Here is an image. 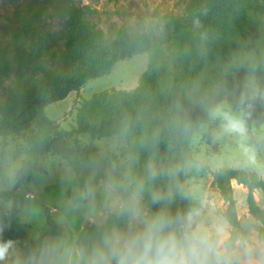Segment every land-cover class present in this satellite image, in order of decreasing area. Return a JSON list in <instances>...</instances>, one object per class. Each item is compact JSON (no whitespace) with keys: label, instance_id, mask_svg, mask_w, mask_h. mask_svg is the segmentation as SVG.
I'll use <instances>...</instances> for the list:
<instances>
[{"label":"rangeland","instance_id":"rangeland-1","mask_svg":"<svg viewBox=\"0 0 264 264\" xmlns=\"http://www.w3.org/2000/svg\"><path fill=\"white\" fill-rule=\"evenodd\" d=\"M43 2L0 0V143L27 144L28 136L38 129L43 116L58 128L71 131L76 126V108L82 99H91L112 90L137 88L153 61L160 64L165 75L182 77L186 72L180 60L179 37L192 30L199 13L217 5V0H54L37 24V29L23 33L25 22L42 7ZM245 5L243 20L249 32L264 41V0H247ZM235 32L231 39L236 61L246 74L248 93L253 86L264 91V57L254 53ZM78 35H85L101 46L123 41H129L131 46L105 72L91 78H87L90 73L79 76L63 73L61 85L67 91L66 97L40 108L38 102L45 98L46 93L41 83V69L63 71ZM235 77L234 62L221 54L208 78L195 84L201 86L202 82L213 78L217 83L214 93L207 96L202 104L181 114L183 128L179 133L181 140L185 138L192 159L201 164V171L192 173V177L203 185L217 209L223 213L227 204L213 186L212 174L220 168H243L235 140L225 136L216 138L218 124H208L204 105L222 100L233 109L237 108ZM255 100L260 103L261 117L248 120L249 139L254 144H264V99L257 97ZM12 103L16 109L25 112L18 122L8 120V109ZM184 122L191 127H184ZM205 124L207 130H200V126ZM114 136L72 135L66 139L65 152L53 150L41 158V170L17 193L20 220L27 225L30 236L48 230L46 211L55 221L56 202L61 192L59 177L64 162L70 159L69 152L79 147L96 156L109 146ZM136 148L135 136L130 133L120 155H109L119 160L128 152L137 154ZM261 157L264 158V151ZM143 166L138 163L137 169L142 170ZM232 187L239 219L253 220L246 204L247 190L236 182H232ZM28 191L35 198H25L24 193ZM254 195L264 209V194L256 191ZM77 226L85 227L82 222Z\"/></svg>","mask_w":264,"mask_h":264},{"label":"clouds","instance_id":"clouds-1","mask_svg":"<svg viewBox=\"0 0 264 264\" xmlns=\"http://www.w3.org/2000/svg\"><path fill=\"white\" fill-rule=\"evenodd\" d=\"M194 25L200 27V20ZM257 97L264 99V91L253 86L235 109L222 100L204 107L208 124H218L216 138L232 137L241 167L264 178V144L250 142L246 110ZM130 133L125 123L97 156L64 162L56 230L23 242L3 238L4 218L19 207L16 194L32 170L30 149L0 143V264H264V223L234 222L219 211L192 177L201 171L197 160L166 163L151 155L138 170L134 152L112 159ZM159 136L158 128L153 142Z\"/></svg>","mask_w":264,"mask_h":264},{"label":"trees","instance_id":"trees-1","mask_svg":"<svg viewBox=\"0 0 264 264\" xmlns=\"http://www.w3.org/2000/svg\"><path fill=\"white\" fill-rule=\"evenodd\" d=\"M52 1L54 0H44L42 7L25 22L23 33L37 29V24ZM246 1L217 0L216 6L199 13L201 26L193 25L190 32L179 37L180 60L186 72L182 77L171 78L165 75L160 64L157 65V62L153 61L150 68L142 75L137 88L130 91L112 90L91 99H82L76 108V126L71 131L58 128L53 121L43 116L38 123V129L27 139L26 145L30 149L32 170L23 185L29 184L34 174L41 170L40 161L43 156L53 150L60 153L66 151V139L69 136L89 134L97 138L111 137L116 135L125 123L131 125V133L135 136L138 163L144 165L151 155L166 163L177 162L181 157L192 159L186 148L185 138L183 140L179 138L183 128L181 114L202 104L207 96L214 93L217 85L213 78H210L211 81L202 82L201 86H195L196 82L208 78L221 54L228 56L235 65V100L238 106L241 97L248 93V87L245 71L236 61V51L231 39L236 35L235 30L254 53L264 57V41L251 34L243 20ZM130 46L129 41L101 46L85 35H78L70 48V55L63 71L50 72L41 69L43 72L41 83L46 93L45 98L40 100L38 105L43 108L66 97L67 91L61 85L63 73L66 72L71 76L90 73L87 78L96 76L105 72ZM250 103L252 107L246 109L250 114L248 120L260 118L259 101L251 100ZM14 107L12 103L8 109V120L18 122L25 112ZM158 128L159 139L153 142V132ZM92 157L95 156L90 152L82 151L79 147L69 152V158L76 162L87 161ZM212 176L213 186L227 204L224 214L234 222L241 221L237 214L232 187V182H236L247 190L246 204L253 221L264 223V209L257 203L254 195L256 191L264 194L263 178L254 172L237 168H220L214 171ZM16 200L19 204L17 194ZM46 217L49 226L47 231L56 230V223L47 211ZM4 222L8 225L3 233L4 239L23 242L30 238L27 225L20 220L19 207L9 221L6 217Z\"/></svg>","mask_w":264,"mask_h":264},{"label":"built area","instance_id":"built-area-1","mask_svg":"<svg viewBox=\"0 0 264 264\" xmlns=\"http://www.w3.org/2000/svg\"><path fill=\"white\" fill-rule=\"evenodd\" d=\"M29 192V191H28ZM31 193V192H30ZM35 198V195L33 193H31L30 195L27 196V199H33Z\"/></svg>","mask_w":264,"mask_h":264}]
</instances>
